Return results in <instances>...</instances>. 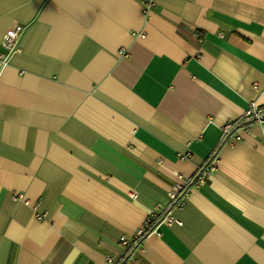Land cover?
Returning a JSON list of instances; mask_svg holds the SVG:
<instances>
[{
	"label": "crops",
	"instance_id": "0c3cea01",
	"mask_svg": "<svg viewBox=\"0 0 264 264\" xmlns=\"http://www.w3.org/2000/svg\"><path fill=\"white\" fill-rule=\"evenodd\" d=\"M14 25L0 264H264V121L221 131L264 120V0H0Z\"/></svg>",
	"mask_w": 264,
	"mask_h": 264
},
{
	"label": "built area",
	"instance_id": "2783aa9c",
	"mask_svg": "<svg viewBox=\"0 0 264 264\" xmlns=\"http://www.w3.org/2000/svg\"><path fill=\"white\" fill-rule=\"evenodd\" d=\"M24 31H25L24 26L14 25L4 33L0 43L4 49V53L0 55L1 68H3L6 65L8 59L10 58L9 56L19 52L20 50L19 43ZM121 52H119L120 55L122 54ZM261 113L262 111L256 109V107L252 104L245 110L244 114L242 115L243 116L242 121L246 119H253L256 122L262 123L264 120H263V116H261L262 115ZM237 124L238 123H233L223 126L221 130L222 137L224 138L225 136H229L230 134L234 133L236 130L234 132L232 131ZM235 138L237 139L238 137L235 136ZM216 164H217V159L214 155L213 157L209 158V161L203 167V170L201 171V174L197 178L194 185L203 184L205 178L211 175L215 170ZM189 181L190 179L186 180L182 185L178 184V186L177 185L174 186L173 190L168 193V196L171 201H176L177 199H180L184 194L187 193V191L189 190V188L187 187ZM147 229H148L147 225L145 224L144 227L137 230L134 234V241L131 243H129L124 236L119 237V242L124 248V251H127L131 244H135L136 242H138L143 237Z\"/></svg>",
	"mask_w": 264,
	"mask_h": 264
},
{
	"label": "trees",
	"instance_id": "16d2710c",
	"mask_svg": "<svg viewBox=\"0 0 264 264\" xmlns=\"http://www.w3.org/2000/svg\"><path fill=\"white\" fill-rule=\"evenodd\" d=\"M208 161H209V160H208ZM208 161H207V162H208ZM202 170H203V167L199 168V169L197 170V172H195L194 176L190 178V181H189V183H188V185H187L188 188L192 187V186L195 184V182H196L197 178L199 177V175L201 174V171H202ZM177 200H179V199H177ZM148 230H149V229H147V231L145 232V234L148 232ZM145 234H144V235H145ZM144 235H143V236H144ZM121 264H122V263H121Z\"/></svg>",
	"mask_w": 264,
	"mask_h": 264
},
{
	"label": "water",
	"instance_id": "95a60500",
	"mask_svg": "<svg viewBox=\"0 0 264 264\" xmlns=\"http://www.w3.org/2000/svg\"><path fill=\"white\" fill-rule=\"evenodd\" d=\"M253 121H254L253 119H246V120H243V121L239 122V123L234 127V129H233L232 132H234L236 129H238V128L241 127V126H244V125H247V124H249V123H252Z\"/></svg>",
	"mask_w": 264,
	"mask_h": 264
}]
</instances>
